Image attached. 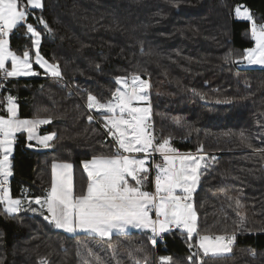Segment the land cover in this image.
<instances>
[{
	"label": "trees",
	"instance_id": "16d2710c",
	"mask_svg": "<svg viewBox=\"0 0 264 264\" xmlns=\"http://www.w3.org/2000/svg\"><path fill=\"white\" fill-rule=\"evenodd\" d=\"M42 3L43 9L34 10L27 22L41 32L42 56L59 64L74 92L51 76L0 81L1 114L11 95L20 117H50L52 122L39 130L57 134L52 148L44 151L30 149L24 133L16 136L11 194L19 196L23 185L31 195L44 194L55 161L73 164L75 194H82L87 183L82 162L114 153L85 99L92 94L107 101L117 87L115 77L141 74L151 85L157 139L171 137L180 152L202 146L215 154L193 193L198 229L201 234H240L231 252L203 256V264H264V68L235 62L253 41L251 22L234 12L237 5L246 6L257 24H264V0ZM32 39L20 27L10 34L9 46L16 54L32 53ZM91 114L97 122H89ZM235 199L242 204L240 215ZM149 237L141 231L110 238L69 235L40 215L6 214L0 204V264H156L161 256L172 257L171 264H189L185 232L163 233L156 248Z\"/></svg>",
	"mask_w": 264,
	"mask_h": 264
},
{
	"label": "snow or ice",
	"instance_id": "6c2138e0",
	"mask_svg": "<svg viewBox=\"0 0 264 264\" xmlns=\"http://www.w3.org/2000/svg\"><path fill=\"white\" fill-rule=\"evenodd\" d=\"M43 7L42 0H0V73L4 78L41 75L33 68L29 50H24L22 56L10 50V34L20 27L34 38V63L45 74L63 78L59 64L50 63L40 54L41 32L27 22L34 10ZM234 12L239 19L251 22V36L255 41V47L247 49L240 60L264 66V24L258 25L246 6L237 5ZM36 19L38 24L48 28L42 17ZM48 31L52 30L48 28ZM8 61L11 62L10 69L6 66ZM115 83L118 87L112 92L111 99L102 102L88 94L86 105L89 110L101 114L102 126L115 147L114 154L94 156L82 162L88 182L86 191L79 195L75 194L73 165L53 163L50 191L44 198L28 199L26 209L22 200L13 199L4 187L13 175L10 157L16 134L27 133L28 147L45 149L52 147L51 142L57 134L37 135V126L51 123V118L20 119L16 98L11 95L6 98L7 116L0 115V202H6L5 213L14 215L22 210L36 213L38 209L31 207L34 203L39 206L45 221L68 233L84 232L110 238L113 232L125 233L131 227L150 231L149 239L153 245L160 234L173 228L180 229L190 242L189 264H203V256L209 253L231 252L235 232L201 234L198 229L193 193L202 170L208 167L202 154L203 147L197 149V154L181 153L172 146L171 137L157 139L148 79L132 74L115 77ZM87 119L91 122L94 117L89 115ZM155 154L162 157L163 163L153 164L154 191H148L149 158ZM235 206L240 215L242 204L239 199H235ZM193 248L197 251H191ZM88 252L91 254L92 250L89 248ZM159 260L160 264H171L172 257L161 256ZM39 264H46V261L41 260Z\"/></svg>",
	"mask_w": 264,
	"mask_h": 264
},
{
	"label": "crops",
	"instance_id": "0c3cea01",
	"mask_svg": "<svg viewBox=\"0 0 264 264\" xmlns=\"http://www.w3.org/2000/svg\"><path fill=\"white\" fill-rule=\"evenodd\" d=\"M34 39V38H33ZM10 47V46H9ZM10 50H11V48H10ZM12 51V50H11ZM14 52V51H13ZM23 54V53H22ZM22 54H17V55H21L22 56ZM41 54V53H40ZM42 55V54H41ZM31 59H32V61H33V68H34V65H36L35 63H34V60H35V48L33 47V52L31 53ZM47 60V59H46ZM241 61V60H240ZM243 62V61H242ZM10 61H8V62H6V66L7 67H9V69H10ZM51 63V62H50ZM240 64H242V63H240ZM37 67H38V69L41 71L40 73H41V75H39V76H51L50 74H45L44 73V70L43 69H41V68H39V66L38 65H36ZM244 67V66H243ZM38 69H35L34 68V70H36V71H38L39 72V70ZM1 75H2V73H0ZM3 76V75H2ZM23 77H35V76H20V77H9V78H23ZM52 77V76H51ZM7 79V78H6ZM117 87H118V85H117ZM116 87V88H117ZM148 92H149V90H148ZM149 101H150V93H149ZM104 102H106V101H104ZM16 103H17V101H16ZM150 104H151V101H150ZM6 105H7V99H6ZM6 105H5V110H6ZM87 97H86V99H85V107L87 108ZM17 106H18V108H17V114H18V118H20V119H29V120H34V119H40V118H23V117H20L19 116V105H18V103H17ZM88 109V108H87ZM92 111V113H95V114H100L99 112H97V111H95V110H91ZM0 115H3V114H1V112H0ZM4 116L6 117L7 116V111H6V114H4ZM101 121V120H100ZM102 123V122H101ZM41 126H43V125H38L37 126V130H36V134L37 135H40V136H43V135H46V134H48V133H52V132H49V131H44V132H40V130H39V128L41 127ZM19 133H17L16 134V136L18 135ZM24 135L26 136V139H27V133H24ZM32 143H35L34 141L32 142ZM51 144H52V142H51ZM30 148V147H29ZM52 147H50V148H47V149H45V148H39V147H37V148H30V149H33V150H36V151H44V150H49V149H51ZM13 149H14V145H13ZM114 152H115V147H114ZM13 153V152H12ZM181 153H189V152H181ZM192 154H197V152L196 151H193V152H191ZM114 154V153H113ZM93 157H91L90 159H87V160H91ZM10 159H11V157H10ZM87 160H85V161H87ZM53 163H71V162H60V161H55V162H53ZM150 163H151V157L149 158V165H150ZM72 164V163H71ZM53 165V164H52ZM73 165V164H72ZM148 165V166H149ZM82 169H83V164H82ZM83 171H84V169H83ZM85 172V171H84ZM73 173H74V166H73ZM85 174H86V172H85ZM154 176H155V174L154 175H151V176H149V181H148V183H147V185H146V190H148V191H154V186H153V183H152V180H153V178H154ZM10 178V177H9ZM86 178H87V174H86ZM87 182H88V180H87ZM74 185H75V183H74ZM86 187H87V183H86V186H85V190H84V192L86 191ZM8 190H9V194H10V196L13 198V199H20V200H22V202H23V207L26 209V208H28L29 207V204H28V199H30V198H33V197H41V198H44V197H46L47 196V194H48V192L50 191V188H51V185H50V187L48 188V190L44 193V194H42V195H31V193L29 192V190H28V188H27V186H25V185H23V188H22V190H21V194L19 195V196H13L12 194H11V191H10V187H9V185L6 187ZM83 193V192H82ZM81 194V193H80ZM76 195H79V194H76ZM0 204L2 205V207H3V209L5 208V206H6V202H0ZM31 207H33V208H37L38 209V211L36 212V213H33V212H31V211H23V212H25V213H27L29 216H33V215H40V208H39V206L38 205H35L34 203L31 205ZM54 229H57V228H55L54 227V225H52V224H50ZM173 229H175V228H173ZM172 229V230H173ZM57 230H61V231H63V232H65V233H67V234H69V235H76V234H89V233H84V232H77V233H68V232H66V231H64L63 229H57ZM130 231H141V232H144V233H147V234H149L150 236L152 235L151 234V232L150 231H148V230H143V229H136V228H129L128 230H127V232H130ZM182 231V230H181ZM127 232H125V233H127ZM116 233H120V232H113V234H116ZM112 234V235H113ZM163 234V233H162ZM90 235H92V234H90ZM111 235V236H112ZM225 253H227V252H224L223 254H225Z\"/></svg>",
	"mask_w": 264,
	"mask_h": 264
},
{
	"label": "built area",
	"instance_id": "2783aa9c",
	"mask_svg": "<svg viewBox=\"0 0 264 264\" xmlns=\"http://www.w3.org/2000/svg\"><path fill=\"white\" fill-rule=\"evenodd\" d=\"M4 79H6V78H4V77L0 74V81H2V80H4ZM58 79H59L60 85H61L62 87L67 88L69 93L74 92L73 87H71V85L67 82L66 79H64V78H62V79L58 78ZM91 115H92V114H91ZM92 116H93V115H92ZM93 117H94V116H93ZM94 121L97 122V120H96L95 117H94ZM101 128H102L103 132H104L105 135H106L105 129H104L102 126H101ZM106 137H107L110 141H112V139H111L108 135H106ZM112 142H113V141H112ZM162 163H163V160H162V157H161L159 154H155L153 157H151V163H150V165H149V168H150V174H149V176L155 174V168L153 167V164H162ZM8 182H9V180H8ZM7 186H8V184L5 185L4 187H7ZM233 232H235L236 237H237L238 234H240V231H239V230H237V231H232V232H227V233H224V234H231V233H233ZM162 239H163V238H162V234H160L159 236L156 237L157 243L154 245L155 248H156V246L162 241ZM156 264H160V260L156 261Z\"/></svg>",
	"mask_w": 264,
	"mask_h": 264
},
{
	"label": "rangeland",
	"instance_id": "374dc122",
	"mask_svg": "<svg viewBox=\"0 0 264 264\" xmlns=\"http://www.w3.org/2000/svg\"><path fill=\"white\" fill-rule=\"evenodd\" d=\"M259 25V24H258ZM251 39H252V36H251ZM252 41H253V44H252V46L251 47H249V48H252V47H255V41L252 39ZM249 48H247V49H249ZM246 49V50H247ZM246 50H245V52H244V55H245V53H246ZM236 63H238L239 65H240V67H259V68H264V66H261V65H250V64H248L247 63V61H240V59L239 60H237V61H235ZM240 63H242V64H240ZM132 74H134V73H131V74H129L128 76L130 77ZM141 75V74H140ZM144 79H148L149 80V78H148V76H143V75H141ZM149 83H150V81H149ZM112 98V97H111ZM98 117H99V119L101 120V114H98ZM197 152V151H196ZM203 155H205V157H206V163L208 164V166L212 163V158L213 157H215V154H210V153H208V152H204L203 151V153H202ZM204 170V169H203ZM202 170V171H203ZM40 216H42V215H40ZM215 234H217V233H215ZM222 234H224V233H222ZM192 243H195V241H192ZM195 250H197L196 248H194ZM218 254H223V253H217V254H212V253H209V255H218ZM201 255H202V253H201Z\"/></svg>",
	"mask_w": 264,
	"mask_h": 264
}]
</instances>
